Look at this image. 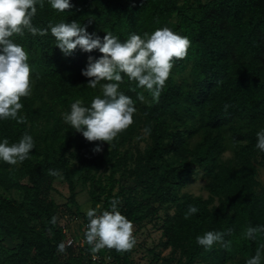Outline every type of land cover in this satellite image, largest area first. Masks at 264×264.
Segmentation results:
<instances>
[{"label":"trees","instance_id":"16d2710c","mask_svg":"<svg viewBox=\"0 0 264 264\" xmlns=\"http://www.w3.org/2000/svg\"><path fill=\"white\" fill-rule=\"evenodd\" d=\"M70 3L65 12L52 9L48 0L42 8L37 4L33 25L48 29L77 21L101 39L110 32L121 41L168 27L190 40L188 55L174 61L158 102L124 78L120 91L134 102V122L109 146L87 141L62 119L77 99L89 107L102 95L100 86L88 87L89 78L81 74L89 56L100 58L99 50L87 53L78 47L66 56L50 29L45 36L25 31L11 38L28 53L32 92L20 101L26 123L0 120V142L18 143L27 133L35 147L20 164L0 161V264H135L134 248L125 253L105 248L94 258L75 176L89 183L91 208L99 205L98 214L111 210V200L117 199V210L137 227L134 236L148 222L161 229L148 249L150 263L246 264L264 244V232L254 240L244 236L249 226H264L257 165L264 164V152L255 147L256 134L264 129V0ZM98 144L103 150L94 153ZM49 169L58 170L68 184L63 206L51 194L58 176L49 175ZM200 169L207 197L183 191ZM189 205L198 212L185 219ZM79 217L82 224L72 236L70 221ZM208 231L225 233L230 247L199 246L196 237ZM61 242L68 245L65 253L57 252ZM169 247L170 256L162 257Z\"/></svg>","mask_w":264,"mask_h":264},{"label":"clouds","instance_id":"9594fccd","mask_svg":"<svg viewBox=\"0 0 264 264\" xmlns=\"http://www.w3.org/2000/svg\"><path fill=\"white\" fill-rule=\"evenodd\" d=\"M52 9L65 12L73 5L70 0H48ZM37 4L42 8L44 0H0V120H14L18 124L26 123V117L20 115L23 104L22 97H29L32 92L31 69L28 53L21 45L13 42V36H23L25 31L32 36H45L50 29L55 45L63 54L71 55L78 47L90 53L99 50L100 58L88 57V64L81 74L88 79L87 85L92 89L100 86L102 95L95 96L89 107L77 99L71 104L70 111L62 115L65 123L82 133L89 142L99 141L109 146L119 134L126 131L134 122L136 111L131 97L120 91V85L127 77L135 82L136 87L148 91L158 102L159 97L170 76L174 61L185 59L188 55L190 40L173 32L168 27L158 28L151 34H130L121 41L112 33H106L101 39L95 33H89L87 26L77 21L49 24L48 29L37 28L32 20L37 13ZM106 81L105 83H101ZM138 99L144 96L138 93ZM229 105H225V110ZM149 130L145 129L147 133ZM256 148L264 152V129L257 132ZM101 144L93 148L94 153L101 152ZM35 147L33 137L25 133L18 143L9 145L5 138L0 142V161L9 165H17L30 158ZM49 175L61 177L58 170L49 169ZM119 200H111V210L98 214L97 208L85 210L88 220L84 233L86 242L95 254L102 249H115L118 253L131 251L136 245L133 235V223L117 210ZM198 212L194 205H189L185 219ZM57 218L53 216L50 223L55 225ZM258 232H264V226H249L244 232L247 239L254 240ZM230 233V230H229ZM225 233L208 231L196 237V243L205 250L220 243L225 249L230 241L224 240ZM69 245L71 242H68ZM66 245L61 242L57 246L58 253L66 252ZM264 244L256 250L254 256L247 259L246 264H261Z\"/></svg>","mask_w":264,"mask_h":264},{"label":"rangeland","instance_id":"374dc122","mask_svg":"<svg viewBox=\"0 0 264 264\" xmlns=\"http://www.w3.org/2000/svg\"><path fill=\"white\" fill-rule=\"evenodd\" d=\"M142 146L145 145L143 142L141 144ZM231 155L230 151H227L225 156L228 157ZM73 160V159H72ZM258 165V179L260 180L262 186H264V164ZM108 172V171H107ZM204 172L200 169L198 172L195 174V179L191 183H189L183 191H188L190 193H193L195 195H201L204 197H207L209 194V190L206 187L207 184V179L203 177ZM75 181H77V199L78 202L82 205L83 210L88 209L89 207L92 206L91 202V197L89 194V189L90 185L89 183L83 185L81 181L77 180V176L74 177ZM55 188L51 192L52 196L56 199L58 204H63L67 201V198L69 196V189H68V184L66 181L63 179V177H57L54 182ZM12 194L19 198V192L16 190H13ZM65 211L66 209L63 208ZM67 217V215H66ZM65 218L62 219L61 222H66ZM83 218L79 217V219H74L70 221V229H69V234L74 235L76 232L77 226H80L82 224ZM135 230H137V227H134L133 234L135 233ZM161 229H158L157 227L153 226V223H146V225L141 228L137 233L135 234L136 238V245L134 246V251H133V259L135 260V264H153L150 263L153 254L150 253L148 250L154 243H156L160 236H161ZM159 250V249H158ZM171 254V247L162 249L161 256L162 257H169ZM113 259L111 258V261ZM156 264H159L156 263ZM199 264V263H197Z\"/></svg>","mask_w":264,"mask_h":264}]
</instances>
